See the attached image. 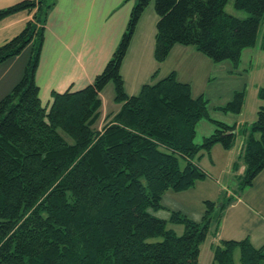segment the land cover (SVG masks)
I'll use <instances>...</instances> for the list:
<instances>
[{
    "label": "trees",
    "instance_id": "16d2710c",
    "mask_svg": "<svg viewBox=\"0 0 264 264\" xmlns=\"http://www.w3.org/2000/svg\"><path fill=\"white\" fill-rule=\"evenodd\" d=\"M150 3L137 1L120 44L94 82L53 93L50 107L42 104L35 74L55 1L0 9V22L21 11L33 13L24 30L0 47V63L31 49L23 78L0 100V264H199L212 225L218 228L236 201L234 196L220 205L207 200L202 222L173 211L170 222L185 227L181 236L154 214L167 209L162 203L167 191H188L205 180L208 174L199 166L204 152L210 155L217 144L232 149L238 131L235 124L214 119L209 100L194 97L191 84L174 72L145 84L137 95L127 94L122 64ZM228 3L155 0L158 64L181 45L239 67L243 52L258 44L264 0H235V7L248 13L245 19L227 14ZM110 83L121 109L99 130L100 94ZM258 98L264 102V87ZM245 99V91H236L218 110L240 114ZM204 120L215 130L197 143ZM242 134L246 142L234 165L246 167L240 191L264 171V105ZM237 252L241 264H264V245L256 248L249 238L221 240L213 246L212 264H237Z\"/></svg>",
    "mask_w": 264,
    "mask_h": 264
},
{
    "label": "crops",
    "instance_id": "0c3cea01",
    "mask_svg": "<svg viewBox=\"0 0 264 264\" xmlns=\"http://www.w3.org/2000/svg\"><path fill=\"white\" fill-rule=\"evenodd\" d=\"M23 1L28 0H0V9L9 8ZM54 1L55 6L44 27L43 48L35 74L36 83L40 88V98L45 107L51 106L53 93L82 90L91 85L103 72L125 34L138 0ZM145 16L147 15L144 13L137 25L121 68L128 95H137L145 84L155 83L173 72L180 82L191 84L194 97L195 83H198L197 97L201 95L207 97V93L210 94L212 91L216 95L225 93L227 88L222 87L221 82L237 76V69L232 63L229 61L215 63L194 47L176 45L167 60L158 64L154 51L159 18L158 15L154 17L152 11H149L148 17ZM32 19L33 13L29 11H21L3 19L0 22V47L18 36ZM29 49L30 46L20 55L0 63V100L23 78L30 59ZM250 50L252 49L246 50L244 54L251 52ZM244 54L241 64L244 62ZM248 61L249 65H252L255 59L251 58ZM239 89L234 87L231 91L234 94ZM100 96L102 107L98 120L101 123L99 130L110 121L109 115H115L121 109V104L115 101L114 86L110 87L108 84ZM243 110L236 117L228 115V119L234 121L232 124L237 126V141L244 127L248 126L242 117ZM213 118L228 123L227 120H222L223 118ZM214 130L210 121H201L197 127V137L202 131L204 139ZM237 141L230 150L223 147L221 149L220 144L215 145L209 155L211 158L209 168L215 170L219 163L222 167L220 172L222 176L235 172L238 178L242 176L246 170L245 164L240 162L238 170L234 165L243 153L246 137L241 139L238 147ZM199 166L210 175L209 170L200 162ZM263 173L264 171L261 174ZM234 195L236 201L225 210L220 226L212 231L213 244L217 245L221 240L249 238L254 247H262L264 216L260 213H264V201L256 204L258 208H255L254 203L253 206L249 204L244 193Z\"/></svg>",
    "mask_w": 264,
    "mask_h": 264
},
{
    "label": "rangeland",
    "instance_id": "374dc122",
    "mask_svg": "<svg viewBox=\"0 0 264 264\" xmlns=\"http://www.w3.org/2000/svg\"><path fill=\"white\" fill-rule=\"evenodd\" d=\"M149 11H152L154 17L157 16L155 10V0H151L150 5L147 7L145 12V17H148ZM226 13L237 17L239 19H245L248 17V13L239 10L235 7V0H229V3L225 9ZM263 36H264V25L261 28L259 34V41L257 46L254 48H250L251 52H246L244 54V62L240 63L237 69V76L224 80L221 82V86L227 88L225 93L222 95H216L212 89V92L207 93L206 99L209 100V110L211 112L212 117L223 118L222 120H227L226 122L232 124L231 119L229 117H236L238 114L233 113H225L221 110H218L219 107L226 105L233 97L232 96V88L238 87L239 91L246 92L245 104L243 107V118L246 120L248 127L251 126L257 119V114L264 102L258 98V91L260 88L264 87V47H263ZM248 50V49H247ZM29 53H31V49H29ZM243 57V55H242ZM251 58H254L255 61L252 65H249V61ZM232 63V62H230ZM198 83H195V96L197 97L198 92ZM113 83H110V87H113ZM225 114L227 116H225ZM225 122V121H223ZM101 125L100 122L95 126V128H99ZM102 127V126H101ZM202 131H200L198 137H196V142H203ZM66 136V135H65ZM68 140L71 139L66 136ZM245 137V135L240 134L237 147L240 145L241 139ZM222 148V146H219ZM207 170H209L210 175L203 180L199 181L196 184V188H192L191 190L184 192H175L173 190L167 191L164 196L162 203L167 209L160 210L158 212H154L159 218L165 219L168 221L167 228L169 230H173L177 235L181 236L184 233V225L174 224L170 222L171 214L173 211H181L184 216L195 220L197 222H202L203 217L207 210L206 201L211 200L212 202H218L219 205L224 201H227L230 196H235L234 193L242 195L244 193L247 200H249V204L258 208L256 204L264 201V173L259 175L254 184L251 187H248L244 191H240V182L237 177V173H226L225 175H221L220 172L222 167H220L218 163V168L213 170L209 168L211 163V158L207 153L204 152L203 157L199 161ZM181 164L184 166V161H181ZM234 192V193H233ZM233 193V195H232ZM253 197V198H251ZM255 201V202H254ZM259 210V209H258ZM260 211V210H259ZM261 212V211H260ZM225 213V211H224ZM264 216V213H260ZM216 228L215 223L212 225V230L207 238L206 242L203 244L201 249L200 261L199 264H212L213 263V244L214 236L212 231ZM161 238L154 239L153 241H161ZM235 261L237 264L240 263V254L239 252L235 255Z\"/></svg>",
    "mask_w": 264,
    "mask_h": 264
}]
</instances>
